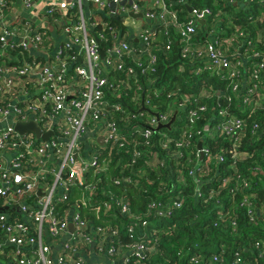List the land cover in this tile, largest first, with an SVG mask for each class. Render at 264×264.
<instances>
[{"label":"built area","instance_id":"2783aa9c","mask_svg":"<svg viewBox=\"0 0 264 264\" xmlns=\"http://www.w3.org/2000/svg\"><path fill=\"white\" fill-rule=\"evenodd\" d=\"M185 6L190 10L183 12ZM11 8L16 15L22 12L23 22L6 17L4 11ZM219 14L189 0H0V52L17 48L44 58L15 57L19 64L0 65V264H121L131 256H146L149 246L133 239L123 243L119 225L110 227L102 216L129 217L126 232L131 238L137 230L143 236L149 217L170 218L183 206V197L168 203L151 200L143 215L130 213L129 204L114 197L113 212L108 200L94 198L96 186L87 175L105 171L121 152L129 153L131 167L143 154L163 164L151 137L174 112L171 125L177 124L178 138L163 133L160 144L168 156H184L192 137H204L194 125L207 109L201 101L214 94L219 117L207 134L233 137L231 157L239 156L248 119L264 111V29L255 39L244 28L227 33L214 20ZM111 18H119L120 30H114ZM174 42L191 73L214 76L224 87L204 84L188 93L154 86L158 53ZM237 106L240 113L234 111ZM30 120L42 133L50 132L47 139L15 130L16 123ZM119 120L135 123L122 132ZM258 129L252 120L251 137ZM209 152L201 144L195 158L186 154L192 164L188 175L198 182L197 173L210 168L208 158L200 164L198 156L209 157ZM179 178L184 181L182 173ZM132 181L130 175L113 179L116 185ZM74 190L81 193L69 204ZM253 196L245 195L241 203L248 206L249 222L256 224ZM253 246L261 258L264 239ZM213 260L223 259L218 254ZM241 262L237 251L231 264Z\"/></svg>","mask_w":264,"mask_h":264},{"label":"trees","instance_id":"16d2710c","mask_svg":"<svg viewBox=\"0 0 264 264\" xmlns=\"http://www.w3.org/2000/svg\"><path fill=\"white\" fill-rule=\"evenodd\" d=\"M189 3L198 7L208 6L214 15L219 12L218 22L222 25L227 22V33L236 27L244 28L255 39L257 31L264 29V19L262 22L258 21L259 15L264 17V0H240L237 4L228 0H189ZM244 6L246 8H243ZM186 8L183 7V12ZM109 21L115 31L121 29L119 18H111ZM99 30L110 33L102 27H99ZM99 45L103 47L105 42ZM179 50L178 44L174 42L169 50L159 51L156 73L153 75L156 76L154 86L166 90L178 88L181 92L188 93L197 92L204 84H211L215 88L224 87L214 76L205 74L197 77L191 73L189 65L180 59ZM15 57H23L24 60L36 57L44 60L29 51L15 48L0 52V65L19 64L20 62L14 60ZM180 66L183 70L179 69ZM116 77L121 78L119 74ZM144 81L145 79L141 78V82ZM132 89L128 91V95ZM128 95H123L121 100L127 103ZM216 96L217 94H214L211 98L201 101L206 104L207 109L194 127L201 129L204 137H192L184 150V156H168L167 150L160 145L163 133L169 134L168 138H178V131L173 128L177 124L173 123L169 128L155 129L156 132L151 137L154 150L158 151L160 158L165 159L163 164H158L151 156L143 154L131 167L129 153L121 152L113 157V162L102 173L93 176L88 172L87 181L96 186L92 195L95 199L108 200L113 212H117L114 197L121 198L129 204V212L137 214L144 213L151 200L168 203L173 198L183 197V206L170 218L149 217L146 227L142 230L143 236L138 230L133 238L126 232L123 225L128 223L129 217L119 218L114 214L102 216L104 223L110 227L119 225L123 243L133 239L151 248L146 256H131L127 263L121 264H231L237 251H240L242 257L240 264H264V253L258 258L259 251L253 246L256 240L264 239V111L257 110L248 119L247 139L242 138L237 147L239 156L232 159L234 138L226 135L212 137L207 134L218 122L219 116L216 107L214 108ZM129 105L135 106L130 102ZM238 110V106L234 108L235 112L240 113ZM252 120L259 123L258 133L253 137L249 133ZM134 123L135 121L124 123L119 120L122 132L125 131L123 126L129 127ZM138 140L142 141V138L138 136ZM199 140H202L201 144L210 147V156H198L197 162L203 164L208 158L207 164L210 168H202L201 172L197 173L200 180L198 182L188 175L192 164L188 162L186 154L189 153L190 158H195ZM173 143H170V148L174 150ZM218 155L222 156L219 161L216 160ZM180 173L184 176L183 182L179 178ZM230 174L232 178L229 183L223 184V179ZM125 175L132 176L133 181L119 185L113 183L114 178ZM244 182L247 186L243 185ZM166 189L169 192H166ZM210 192L213 194L209 195ZM80 193L81 191L74 190L67 203H72ZM250 193L254 195L250 198L252 209L259 215L256 224L249 222L248 206L241 203L243 197ZM91 218L95 223L99 222L93 214ZM218 254L223 259L220 263L213 260V256Z\"/></svg>","mask_w":264,"mask_h":264},{"label":"water","instance_id":"95a60500","mask_svg":"<svg viewBox=\"0 0 264 264\" xmlns=\"http://www.w3.org/2000/svg\"><path fill=\"white\" fill-rule=\"evenodd\" d=\"M187 8L190 10V6H187ZM137 16H140V14H138ZM101 55H103V52H101ZM175 114H176V112L173 113V115H172V117H171L169 122H167L165 124H159L156 127V129H159L160 127L169 128L171 123L175 120ZM14 128L20 134H23L25 132H33L36 135V137L43 138V139H47V137L50 135V132L42 133L40 128H39V126H38V124L35 121H33V120H30V121L24 122V123L18 122V123H16L14 125ZM206 129H207V127H206ZM201 143H202V140H199L198 144H197L198 148H201ZM2 210L6 211L8 209L7 208H3ZM69 228L72 229V226L69 225Z\"/></svg>","mask_w":264,"mask_h":264},{"label":"crops","instance_id":"0c3cea01","mask_svg":"<svg viewBox=\"0 0 264 264\" xmlns=\"http://www.w3.org/2000/svg\"><path fill=\"white\" fill-rule=\"evenodd\" d=\"M16 5H18V3H16ZM4 13H5L6 17L10 16V19H14L15 22H23L24 15L22 14V12L21 13L19 12V14L16 15L14 13L13 9L11 8V12H9L8 10H5ZM55 38L57 40L60 39V38H58L56 36H55Z\"/></svg>","mask_w":264,"mask_h":264},{"label":"rangeland","instance_id":"374dc122","mask_svg":"<svg viewBox=\"0 0 264 264\" xmlns=\"http://www.w3.org/2000/svg\"><path fill=\"white\" fill-rule=\"evenodd\" d=\"M219 16H215L214 20H218ZM225 26L223 27L224 29H227V22L224 24ZM157 162V161H156ZM166 192H169L168 189H166Z\"/></svg>","mask_w":264,"mask_h":264}]
</instances>
